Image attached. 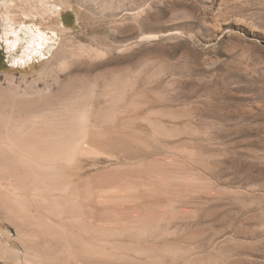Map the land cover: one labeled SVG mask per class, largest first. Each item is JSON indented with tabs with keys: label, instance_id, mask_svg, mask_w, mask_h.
Listing matches in <instances>:
<instances>
[{
	"label": "rangeland",
	"instance_id": "374dc122",
	"mask_svg": "<svg viewBox=\"0 0 264 264\" xmlns=\"http://www.w3.org/2000/svg\"><path fill=\"white\" fill-rule=\"evenodd\" d=\"M0 264H264V0H0Z\"/></svg>",
	"mask_w": 264,
	"mask_h": 264
},
{
	"label": "bare ground",
	"instance_id": "6f19581e",
	"mask_svg": "<svg viewBox=\"0 0 264 264\" xmlns=\"http://www.w3.org/2000/svg\"><path fill=\"white\" fill-rule=\"evenodd\" d=\"M40 36H41V35H40ZM6 37H8V34H7ZM36 38H38V37H36ZM40 38H41V37H40ZM41 39H42V38H41ZM41 39H40V40H41ZM7 40H8V39H7ZM44 40H45V39H43V41H44ZM43 41H42V42H43ZM7 42H8V41H7ZM33 42H34V41H33ZM8 45H9V47H11V48L14 47L13 44H12V42H10ZM29 136H30V135H29ZM9 138H10V137H9ZM44 141H45V140H44ZM41 145H42V144H41ZM40 147H41V146H40ZM3 149H4V148H3ZM16 162H17V161H16ZM17 200H18V199H17Z\"/></svg>",
	"mask_w": 264,
	"mask_h": 264
}]
</instances>
